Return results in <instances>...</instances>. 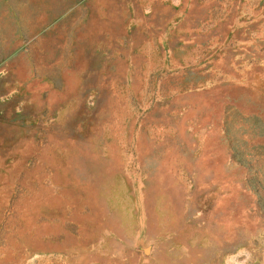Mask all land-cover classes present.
<instances>
[{
  "label": "rangeland",
  "instance_id": "374dc122",
  "mask_svg": "<svg viewBox=\"0 0 264 264\" xmlns=\"http://www.w3.org/2000/svg\"><path fill=\"white\" fill-rule=\"evenodd\" d=\"M0 264H264V0H0Z\"/></svg>",
  "mask_w": 264,
  "mask_h": 264
}]
</instances>
